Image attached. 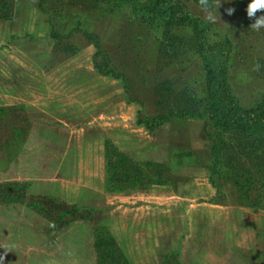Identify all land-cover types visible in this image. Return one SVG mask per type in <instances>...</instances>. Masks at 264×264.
Masks as SVG:
<instances>
[{"label": "rangeland", "instance_id": "rangeland-1", "mask_svg": "<svg viewBox=\"0 0 264 264\" xmlns=\"http://www.w3.org/2000/svg\"><path fill=\"white\" fill-rule=\"evenodd\" d=\"M250 2L221 0L209 23L232 43L229 83L246 108L264 96V28L250 29ZM185 4L203 19L198 3ZM103 6L0 0V192L21 197L10 216L0 204L3 264H74L76 252L93 251L92 227L100 224L129 264H264V154L231 152L212 177L208 120L174 118L155 132L140 126L139 117L161 115L166 98L173 106L184 89L205 98L202 60L192 52L161 60L157 28L129 8ZM85 33L102 49L101 68L123 74L126 88L95 67L97 49ZM245 168L246 195L233 177ZM128 174H137V186L122 182Z\"/></svg>", "mask_w": 264, "mask_h": 264}, {"label": "trees", "instance_id": "trees-1", "mask_svg": "<svg viewBox=\"0 0 264 264\" xmlns=\"http://www.w3.org/2000/svg\"><path fill=\"white\" fill-rule=\"evenodd\" d=\"M194 1L199 4V0ZM98 2L104 5L103 7L108 13L129 8L134 15L143 18L146 24L157 28L160 33L158 54L161 60L166 61L167 59L171 64L181 56L191 52L197 54L202 60L206 74L207 95L205 98L197 99L184 89L181 91L180 97L176 99L175 105L172 106V101L166 98V109L161 115L139 117L138 124L140 126L150 132H155L165 124L168 127L174 118L208 120L214 130L211 135L212 148L209 164L212 177L218 173L221 164L225 162L222 157H232L231 152H234L238 159L246 154L249 156L252 151L255 153L259 151V153L264 154V96L255 107L246 108L233 94L228 78L232 43L226 35L214 31L209 23L190 12L186 7L185 0H146L145 2L140 0H98ZM178 28L189 29L192 35L184 36L181 33H176L174 29ZM85 34L97 49L94 59L95 67L104 76L122 81L126 88V77L123 74H119L110 68H106V70L101 68L97 57L102 54V49L95 36ZM164 94H169L172 97L170 86L166 85ZM161 97L162 101L165 102V97L163 95ZM233 133H236L237 136L236 143L230 144L227 137ZM121 156L123 160H134L130 154L121 153ZM248 172H250L249 168L241 169L240 172H233V177L244 190L245 195L248 192L249 183L245 182L246 184H244L241 179ZM128 175L131 179L122 180V182L137 186L136 183L139 182L137 174ZM246 180L251 182L252 178ZM150 182L154 183L153 176ZM0 194H2L0 204L5 206V216H10L11 212L14 211L12 206L21 201V197L19 195L16 197L7 195L6 190L2 189ZM72 223L71 221L69 223L63 222L60 224V228H69ZM44 236L42 234V239ZM47 240L48 242L51 241L48 237ZM91 240L93 251L83 250V256L76 252L74 254L76 257H73L74 264H91V259H87L86 253H94L97 256V261L99 260L101 264L106 262L129 264L122 250H120L115 236L106 224L92 227ZM59 256L57 255L54 259L57 263V260H60Z\"/></svg>", "mask_w": 264, "mask_h": 264}, {"label": "clouds", "instance_id": "clouds-1", "mask_svg": "<svg viewBox=\"0 0 264 264\" xmlns=\"http://www.w3.org/2000/svg\"><path fill=\"white\" fill-rule=\"evenodd\" d=\"M221 6V0H199V7L201 12L204 14L203 19L207 23H216V13ZM215 9V11H213ZM235 12L234 8L226 9L227 15L231 16ZM264 12V0H251L247 5L246 13L247 17L254 20V23L250 25L251 30L259 31L264 28V15H257L258 13ZM220 17V16H219ZM260 68L259 64H256L253 68L254 71H258ZM7 252H5V255ZM4 256H0V264H3Z\"/></svg>", "mask_w": 264, "mask_h": 264}, {"label": "crops", "instance_id": "crops-1", "mask_svg": "<svg viewBox=\"0 0 264 264\" xmlns=\"http://www.w3.org/2000/svg\"><path fill=\"white\" fill-rule=\"evenodd\" d=\"M264 209V208H263ZM263 213V212H262ZM264 214V213H263ZM262 224H264V220L261 222L260 221V223H259V225H261V229H262V232H263V230H264V227H263V225Z\"/></svg>", "mask_w": 264, "mask_h": 264}]
</instances>
